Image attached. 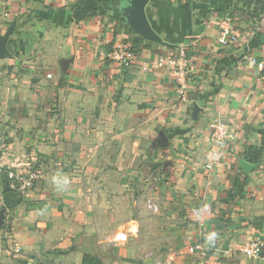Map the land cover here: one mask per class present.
<instances>
[{"label":"crops","instance_id":"obj_1","mask_svg":"<svg viewBox=\"0 0 264 264\" xmlns=\"http://www.w3.org/2000/svg\"><path fill=\"white\" fill-rule=\"evenodd\" d=\"M78 1L10 0L9 17L0 12L2 163L41 173L33 188L0 196V264H83L85 255L89 264H264L243 252L264 241V146L257 163L244 157L264 136V81L245 58L264 60V0H111L75 20ZM227 14L234 48L219 41ZM116 41L137 43L135 64L109 57ZM169 54L174 62L157 67ZM215 120L230 128L224 146L211 136ZM149 171L158 235L174 240L164 247L142 229L137 187ZM175 207L184 214L171 217ZM83 221L121 224L127 245L83 244Z\"/></svg>","mask_w":264,"mask_h":264},{"label":"built area","instance_id":"obj_2","mask_svg":"<svg viewBox=\"0 0 264 264\" xmlns=\"http://www.w3.org/2000/svg\"><path fill=\"white\" fill-rule=\"evenodd\" d=\"M9 4L10 0H0V12L4 17H9ZM239 35L235 28V18L227 14L223 17L222 32L219 38L222 47L234 48L238 43ZM109 57L115 60L120 66H130L135 64L137 59V51L128 42L116 41L113 45V50ZM250 64L257 70L261 79L264 81V60H256L253 55H246ZM173 63L174 60L169 54L166 57H161L157 62V67L164 64ZM184 73L182 72V76ZM211 136L214 140L224 146L225 141L228 140L230 135V128L228 124L221 120H215L210 124ZM6 145L4 139L0 137V196L5 194L8 189L28 190L34 187L36 182L40 179L41 173L37 169H28L19 171L16 167H9L2 163L3 154ZM211 165H208L210 167ZM147 206L154 212L159 210V206L151 199L147 201ZM243 252L251 259L264 262V241H251L244 249ZM170 264L169 259L158 264Z\"/></svg>","mask_w":264,"mask_h":264},{"label":"rangeland","instance_id":"obj_3","mask_svg":"<svg viewBox=\"0 0 264 264\" xmlns=\"http://www.w3.org/2000/svg\"><path fill=\"white\" fill-rule=\"evenodd\" d=\"M245 11V9H244ZM243 15V14H242ZM241 15V16H242ZM60 166V165H59ZM55 167L58 168V166L55 165ZM36 170V169H35ZM148 170V169H147ZM155 183V179L154 177L151 175V171H149L144 177L143 179L140 180V182H138L139 186L137 187V195H141L140 196V203L142 205V208L144 210L143 211V219L145 220L146 223H144L143 225V230H145L146 233L149 234L150 237V240L149 239H145V241H147L146 243L147 244H151V245H158V246H162L164 247V242L166 244L168 243H171L173 242L174 240H171V239H163L161 237V235H158V227H160V224L158 223V220L159 218H161L163 215L162 214H159L158 212H154L152 211L150 208H148L147 206V201L150 199V198H154L151 196L150 194V187L148 186H153ZM17 190H19L17 188ZM18 194H22V191H17ZM155 199V198H154ZM156 200V199H155ZM153 202H155L154 200H152ZM105 209L104 207H99V208H96V210L93 209V212L94 214L98 215V218L99 219H104L102 217L105 216ZM171 210L172 211V214L170 215L171 217L175 216L174 213H183L184 212H181L180 208L178 207H175V208H167L166 210ZM89 211V208H83V212H82V218L84 219L85 217L88 216V213ZM178 219H172V221H170L169 224H167L168 226H173L175 224H178ZM141 229V227H139ZM158 228V229H157ZM94 230H98L101 238L99 239H95L94 237L92 238L91 235H90V232H93ZM125 231V229H123L122 225L121 224H114V226H111L110 224H107L103 221H98V222H92V223H87V222H84L82 223V243L83 244H87V245H90V244H93L95 242H98L100 245L102 246H107V247H110V248H118V247H121V246H124V245H127L126 243V240H122V239H119L116 237V235L118 234H123V232ZM156 233V235H158L159 237L157 236H154ZM141 241V240H140ZM143 242V241H142ZM131 244L133 245V247H140L141 246V243L139 244L138 243V240H131ZM119 249V248H118ZM126 258H132L131 255H125ZM153 257H156V258H160V255H154ZM134 258V257H133ZM119 256L117 255H113V258L111 257V261L117 263L118 260H119Z\"/></svg>","mask_w":264,"mask_h":264},{"label":"trees","instance_id":"obj_4","mask_svg":"<svg viewBox=\"0 0 264 264\" xmlns=\"http://www.w3.org/2000/svg\"><path fill=\"white\" fill-rule=\"evenodd\" d=\"M103 1H111V0H79L78 4L76 5L73 16L75 20H82L89 17L90 12L95 9L101 2ZM223 3V0H210V6L216 7L220 6ZM233 15V14H232ZM234 16V15H233ZM130 45L133 47V49L137 50V43L134 41H129ZM236 59L232 56L230 57H224L221 60L222 65H229L233 63ZM264 146V136L262 139L261 145L258 146H250L247 151L245 152V159L249 161L250 163H257L261 159V154L263 151ZM89 256L85 255L83 264H89L88 262Z\"/></svg>","mask_w":264,"mask_h":264},{"label":"water","instance_id":"obj_5","mask_svg":"<svg viewBox=\"0 0 264 264\" xmlns=\"http://www.w3.org/2000/svg\"><path fill=\"white\" fill-rule=\"evenodd\" d=\"M136 13L141 16V19H142V21H143V23H144V25L146 27L145 29H149L148 24H147L146 19H145L144 3H142L139 6V8L136 10ZM5 45H6V38H1L0 39V55L5 53V51H6V46ZM199 110H200L199 105L195 104L194 111H193V118L194 119L197 117V114H198ZM157 144L160 145V146H166L168 144V138H167V136L164 133L161 134V138H160V140L158 141ZM244 165L246 167L247 166L251 167V165L249 163H247V162H244ZM2 220H3V212L1 211L0 212V224L2 223ZM213 223L216 226H219V227L224 226V223L219 221V220H217V219H214Z\"/></svg>","mask_w":264,"mask_h":264},{"label":"clouds","instance_id":"obj_6","mask_svg":"<svg viewBox=\"0 0 264 264\" xmlns=\"http://www.w3.org/2000/svg\"><path fill=\"white\" fill-rule=\"evenodd\" d=\"M130 2V0H129ZM55 184H56V187H57V190H64L68 184V181L66 178H58L56 181H55ZM216 238V233H211L209 236H208V240L209 241H214Z\"/></svg>","mask_w":264,"mask_h":264}]
</instances>
